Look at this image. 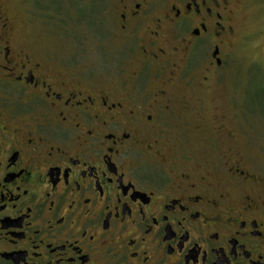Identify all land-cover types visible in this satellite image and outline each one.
Segmentation results:
<instances>
[{"label":"flooded vegetation","instance_id":"obj_1","mask_svg":"<svg viewBox=\"0 0 264 264\" xmlns=\"http://www.w3.org/2000/svg\"><path fill=\"white\" fill-rule=\"evenodd\" d=\"M87 1H35L67 53L0 0V264H264V169L204 120L233 0Z\"/></svg>","mask_w":264,"mask_h":264},{"label":"rangeland","instance_id":"obj_2","mask_svg":"<svg viewBox=\"0 0 264 264\" xmlns=\"http://www.w3.org/2000/svg\"><path fill=\"white\" fill-rule=\"evenodd\" d=\"M2 1L9 14L29 27L27 30L45 44V48L57 50L59 45L67 42L70 46L65 51L71 53L74 50L72 42L58 36L55 25L40 15L36 0ZM233 5L237 10L234 46L228 49L223 67L212 73L206 84L209 91L205 97L218 109H206L204 120L206 128L235 130L238 143L248 145L251 156L261 157L260 161L254 160V167L264 169V0H233ZM71 28L81 34L85 24L74 21ZM209 53V49H203L194 68L189 65L186 71L187 63L180 60L178 64L182 67L176 72L181 75V80H202L207 76L203 69L209 65ZM79 57L86 62L85 55ZM215 114L219 119H214Z\"/></svg>","mask_w":264,"mask_h":264}]
</instances>
